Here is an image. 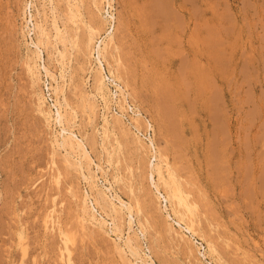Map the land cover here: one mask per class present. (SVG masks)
<instances>
[{"label":"rangeland","instance_id":"rangeland-1","mask_svg":"<svg viewBox=\"0 0 264 264\" xmlns=\"http://www.w3.org/2000/svg\"><path fill=\"white\" fill-rule=\"evenodd\" d=\"M31 1L36 0H0V264H61L59 235L44 228L54 204L62 226L75 234L73 264H128L130 255L125 259L120 254L111 233L91 227L83 231L76 219L78 200L90 188L53 151L59 127L52 123L50 128L39 110V85L28 68L34 36L26 26L35 13ZM83 2L85 21L99 19L92 17L98 12L92 0ZM56 3L61 23L68 11L65 2ZM113 5L114 54L130 92L128 104L139 107L153 124L145 142L150 144L152 134L197 206L200 236L213 240L223 263L264 264V0H114ZM72 25L67 23L68 31L75 32ZM85 36L80 27L79 51H71L74 84L67 89L68 101L80 116L83 108L74 88L93 91ZM45 81L42 71L40 85L47 94ZM110 91L118 94L108 84V95ZM50 99L46 106L53 104ZM111 107L119 113L117 106ZM128 115H133L131 109ZM80 116L93 138V129L85 126L87 117ZM102 116L99 112L95 121L99 129ZM115 132L117 140L106 142L108 152L99 138L92 156L108 169L105 177L97 174L100 185L109 188L117 175L116 193L135 208L139 205L145 236L134 229L143 253L156 264H205V257L210 261L201 254L200 236L186 243L178 227L173 228L177 232L170 230L167 215L173 213L156 197L151 152L133 143L127 132ZM24 228L29 250L23 259L17 238Z\"/></svg>","mask_w":264,"mask_h":264},{"label":"bare ground","instance_id":"bare-ground-1","mask_svg":"<svg viewBox=\"0 0 264 264\" xmlns=\"http://www.w3.org/2000/svg\"><path fill=\"white\" fill-rule=\"evenodd\" d=\"M113 1L114 0H92L93 10L98 11V14L95 13L96 15L92 17L95 16L94 18L96 19V17L99 18V15L100 18L96 20L89 18L90 20L85 21V16L83 17L82 11L84 7L83 0H61L63 4L66 3L67 8H65V11H68V14L66 13L67 18L65 17L66 20L61 23L59 21L61 18L57 15L59 11L57 6L58 2L56 3V0H36L35 3L31 1L30 6L34 7L35 13L31 14L29 21L26 20V26L29 31L31 30L34 32V36L30 37L31 43L29 44V51L31 54L28 56L31 59L28 61V68L33 77V81H35L34 83L39 85L37 102L39 110L50 128L52 123L59 127L57 136H55L54 139L53 151L56 154H61L63 164H65L67 168L73 169L76 174L78 173L79 175L77 176H79V179H83L90 188V192H87L78 200L77 206L79 210L76 219L79 223V227H81L83 231L91 227L105 234L111 233L116 238L113 241L116 247L119 248L120 254L125 256V259L127 254L130 255L131 258L127 259L128 264H156L149 255L143 253L142 247L139 245V234L137 230L134 229V227L137 226L141 234L145 236L146 228L140 221V208L138 203L136 202L138 206L135 208L132 201L125 202L116 193L114 185L119 183L117 175L114 176L113 182L110 183L109 188L106 187L103 182H101V185L99 183L97 174L100 173L101 176L103 175L102 177H105L108 174V169L101 163H95L92 156V148L97 144V141L99 142L98 139L101 138L102 140V150L108 152L107 148L105 149L106 142L111 141L113 137L114 140H117L115 138V131L118 129L132 135L133 143L151 152V158H153L152 176L156 177L152 182L156 197L157 199H164V201L169 204V208H171V212L175 217L174 218L171 214L167 215V219L171 223L170 230L172 231L174 226L178 227V232H180L179 234L182 236L179 237L186 240V243L194 242L197 238L196 236H200L201 229H199L197 221L198 209L196 204L191 201L190 195L179 185L175 172L169 164L167 157L157 147L152 134L149 136L150 144L148 145L145 142L143 137L148 134V131H153V124L150 120H146L142 117L139 107L137 108L135 105H132L134 106L132 107L128 104L130 102V92L128 86L120 76L119 64L114 54L116 51L117 14H113L109 11V9L112 8L114 10L115 8ZM27 6L28 4H26L24 8L26 12L28 9ZM107 6L108 10H106ZM102 11L105 13L102 14ZM70 22L73 24L72 26L75 27V32L68 31L70 28L67 27V23ZM28 24L31 25L32 29H30ZM108 24L109 27L107 28ZM80 27L86 30V39L83 38V49L85 51V61L87 62L89 71H91L90 79L93 81V88H91L93 91H86V86L85 89H82V86L86 85V82L83 83V81L81 82V84H83L81 85L82 88L78 90V87H75L74 92L79 98L78 101L81 102V107L83 108V114H81V116L87 117L85 126H89L93 129V138H90L86 134L85 128H83L80 123L79 113L71 106L67 98V89L74 84V73L71 67V51H79L77 30H79ZM72 30L74 31V29ZM101 30H103V34H100ZM191 56L194 57V55ZM194 58L193 60L196 59ZM37 61L41 64L38 65ZM53 65H55L54 69L58 68L60 70L59 74L53 69ZM192 65L193 64H188V67H193ZM195 70H193L192 73H195ZM42 71L46 77L45 89L48 92L47 94L40 85ZM198 71L196 73H198ZM201 72H203V70ZM205 73L204 71L203 74L200 73V75H204ZM198 77L199 75L197 78ZM202 79L204 78L202 77ZM108 84L114 85L118 94L114 95L112 91H110L108 95ZM77 90L78 93L81 91L79 95H77ZM48 97H50V101L53 102L52 105L49 104L50 107L48 105L46 106ZM112 104L113 106H117L119 113H114L112 111V108H114L111 107ZM130 109L133 115H128ZM99 112L103 115V125L101 129L96 127L97 125L95 126V121L97 120ZM126 117H128V121H126ZM218 152L220 153L219 150ZM107 155L110 156V153H107ZM215 159L217 160L216 157ZM219 161L221 164L222 160L219 159ZM94 168L96 170H94ZM214 170L216 169L214 168ZM217 173H219V171ZM54 178L55 183L57 185L60 184V174L54 176ZM56 208V204H54L49 212H47L44 220V228L46 232L55 231L59 235L62 242L61 249H59L61 264H73L72 255L75 245V234L62 226L59 217L56 215ZM124 226L127 227V234ZM25 230V228L21 230L17 238V245L23 259L28 256L29 250L27 233ZM175 230L176 229L173 231ZM200 237L202 243H199V245L202 247L201 249H204V253L201 254L204 257H209L210 260L206 261L205 257L203 259L204 263L224 264L213 240H206L204 235ZM188 246L191 247V249L194 248V245L193 247L190 244Z\"/></svg>","mask_w":264,"mask_h":264}]
</instances>
